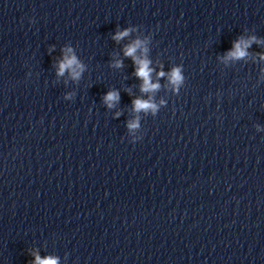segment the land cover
I'll use <instances>...</instances> for the list:
<instances>
[{
  "label": "clouds",
  "instance_id": "1",
  "mask_svg": "<svg viewBox=\"0 0 264 264\" xmlns=\"http://www.w3.org/2000/svg\"><path fill=\"white\" fill-rule=\"evenodd\" d=\"M131 31L132 29L117 31L112 39L119 43V41L127 37ZM253 43H261V41H259L255 36L248 37L247 39L240 37L233 43L232 49L226 53L223 59L227 61L231 59L245 58L248 55L247 49ZM145 44L146 41L140 39L135 40L131 44L125 46L124 55L132 58L136 66L135 75L143 81L141 85V91L148 93L154 92L160 87V85L158 83H152L151 73L153 69L149 66L151 62L147 59L146 54L148 49ZM138 51L140 52V55H137ZM63 52V59L58 62L57 75L62 76L66 71H68L73 79H78L81 72H83L84 70V66L78 61L71 48H65ZM260 59H264V54L260 55ZM113 66L117 68L122 67V61L116 60ZM158 75L164 76L165 73L161 71ZM168 77L169 81L173 85H179L183 80L181 70L178 67L173 68L171 73L168 74ZM119 99L120 97L118 91H109L103 96V102L107 105L108 108H113L115 104L118 103ZM132 103L133 110L136 113H139L141 111L147 112L149 110L155 112L156 110V105L151 102V99L143 100L137 98L133 100ZM119 115V112L116 113L117 117ZM138 120L139 117L137 116L136 119L128 122L127 127L129 128V130H133L139 127ZM33 255L35 256L34 264H58V259L55 257L41 258L38 253H33Z\"/></svg>",
  "mask_w": 264,
  "mask_h": 264
}]
</instances>
